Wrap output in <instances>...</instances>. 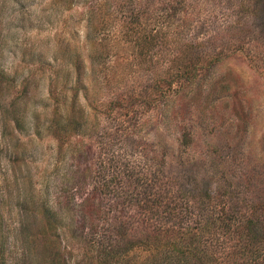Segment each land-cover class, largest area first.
Segmentation results:
<instances>
[{"label": "rangeland", "instance_id": "1", "mask_svg": "<svg viewBox=\"0 0 264 264\" xmlns=\"http://www.w3.org/2000/svg\"><path fill=\"white\" fill-rule=\"evenodd\" d=\"M121 1L0 0V264H102L85 232L45 206L107 199L99 187L122 184L143 145L173 187L212 170L211 188L238 180L241 197L264 203V0L174 3L170 26L147 24L149 44L128 31L129 5L108 11ZM187 64L192 75L177 81ZM124 248L114 264H146L149 251Z\"/></svg>", "mask_w": 264, "mask_h": 264}, {"label": "trees", "instance_id": "2", "mask_svg": "<svg viewBox=\"0 0 264 264\" xmlns=\"http://www.w3.org/2000/svg\"><path fill=\"white\" fill-rule=\"evenodd\" d=\"M153 1L155 2L148 6L149 0L144 4H138L135 0H122L116 8L108 5L110 8L108 11L111 14L118 13L122 17L125 3L126 7L129 5L132 19L127 22L128 31L130 28L140 33L141 40L149 44L155 35H150L145 28L154 15H157V21L161 25L165 23L164 26H170L177 12L175 4L180 3L184 7V3L187 2V0ZM93 4H98L97 0H94ZM95 9H98V6L91 8L92 11H96ZM143 9L146 12H143ZM162 30L160 27L157 34ZM89 34L94 38L95 34L93 36V33ZM256 46L259 45L255 44ZM213 56L218 57L214 54ZM100 59V54L93 55L94 63H99ZM189 68L187 64L180 70L181 73L176 74L177 81L182 79L188 81L192 75ZM196 70L199 71L197 68ZM70 124L74 128L79 126L74 119ZM68 125L69 123L64 122L61 128L65 129ZM126 136L136 137L130 131H127ZM186 137L182 136L184 145L187 144ZM145 146L141 147L143 148L141 164H126L125 180L122 184L108 186L110 181L101 184L99 189L102 188L107 199L98 198L95 204L86 203L83 210L78 212H74L68 206H61L60 210H55L46 205L44 210L47 215L53 218V221L69 219L63 226L73 234L84 231L85 235L82 237L97 248L102 264L116 263L118 260L114 256L123 250V246L127 250L137 246L149 251V256L145 258L146 264H160L156 252L160 248L165 251L163 261L174 255L179 264H215V261L216 264H220L221 257L228 256L230 251L232 259L227 260L226 264L257 261L264 255L260 247L264 245L262 200L255 202L241 197L242 184L238 180L225 183L226 179L225 181L223 179L221 184L217 183L211 188L209 180L211 177L208 179V175H218L211 173L212 170L210 172L207 170L204 177L195 180L197 183L192 184L190 188L180 190L173 187L164 179L165 171L162 169L164 160L158 152L150 155ZM226 191L237 197L225 199ZM243 204L245 206L242 209ZM227 244L230 248H226ZM121 247L123 248L120 249Z\"/></svg>", "mask_w": 264, "mask_h": 264}]
</instances>
